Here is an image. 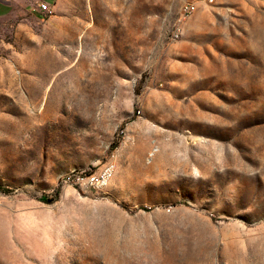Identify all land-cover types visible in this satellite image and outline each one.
Listing matches in <instances>:
<instances>
[{"label":"rangeland","instance_id":"374dc122","mask_svg":"<svg viewBox=\"0 0 264 264\" xmlns=\"http://www.w3.org/2000/svg\"><path fill=\"white\" fill-rule=\"evenodd\" d=\"M0 186V264H264V0H0Z\"/></svg>","mask_w":264,"mask_h":264},{"label":"built area","instance_id":"2783aa9c","mask_svg":"<svg viewBox=\"0 0 264 264\" xmlns=\"http://www.w3.org/2000/svg\"><path fill=\"white\" fill-rule=\"evenodd\" d=\"M199 2H205L207 0H198ZM212 3L214 0H208ZM39 6L42 11H49L50 6L46 3L39 2ZM198 9L197 4L187 3L182 7V13L184 17L193 15ZM116 174V165L114 162H109L99 170H84L77 171L68 174L62 178L63 186H71L81 191L104 193L109 188Z\"/></svg>","mask_w":264,"mask_h":264},{"label":"trees","instance_id":"16d2710c","mask_svg":"<svg viewBox=\"0 0 264 264\" xmlns=\"http://www.w3.org/2000/svg\"><path fill=\"white\" fill-rule=\"evenodd\" d=\"M0 192L1 193H4V194H11L12 193V190L7 188V187H4V186H0Z\"/></svg>","mask_w":264,"mask_h":264}]
</instances>
